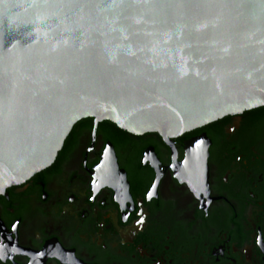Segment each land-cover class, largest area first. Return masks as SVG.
Masks as SVG:
<instances>
[{
  "label": "water",
  "instance_id": "1",
  "mask_svg": "<svg viewBox=\"0 0 264 264\" xmlns=\"http://www.w3.org/2000/svg\"><path fill=\"white\" fill-rule=\"evenodd\" d=\"M260 106L264 0H0V192L86 117L168 142Z\"/></svg>",
  "mask_w": 264,
  "mask_h": 264
},
{
  "label": "flooded vegetation",
  "instance_id": "2",
  "mask_svg": "<svg viewBox=\"0 0 264 264\" xmlns=\"http://www.w3.org/2000/svg\"><path fill=\"white\" fill-rule=\"evenodd\" d=\"M0 264H264V106L168 142L80 119L0 192Z\"/></svg>",
  "mask_w": 264,
  "mask_h": 264
}]
</instances>
